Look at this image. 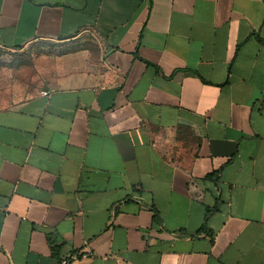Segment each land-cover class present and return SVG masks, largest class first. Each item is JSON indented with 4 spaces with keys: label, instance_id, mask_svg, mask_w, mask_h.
<instances>
[{
    "label": "crops",
    "instance_id": "1",
    "mask_svg": "<svg viewBox=\"0 0 264 264\" xmlns=\"http://www.w3.org/2000/svg\"><path fill=\"white\" fill-rule=\"evenodd\" d=\"M36 39L0 264H264V0H0V47Z\"/></svg>",
    "mask_w": 264,
    "mask_h": 264
},
{
    "label": "rangeland",
    "instance_id": "2",
    "mask_svg": "<svg viewBox=\"0 0 264 264\" xmlns=\"http://www.w3.org/2000/svg\"><path fill=\"white\" fill-rule=\"evenodd\" d=\"M53 45L51 41L36 39L12 50L0 47V85L11 78H23L34 68L39 54Z\"/></svg>",
    "mask_w": 264,
    "mask_h": 264
},
{
    "label": "built area",
    "instance_id": "3",
    "mask_svg": "<svg viewBox=\"0 0 264 264\" xmlns=\"http://www.w3.org/2000/svg\"><path fill=\"white\" fill-rule=\"evenodd\" d=\"M40 93L43 94V95L47 94V90L46 89H42V90H40ZM65 262H66V259H62L61 260V263H65Z\"/></svg>",
    "mask_w": 264,
    "mask_h": 264
}]
</instances>
